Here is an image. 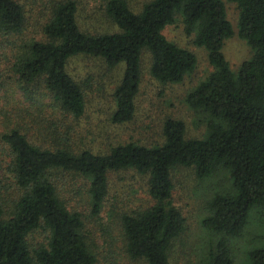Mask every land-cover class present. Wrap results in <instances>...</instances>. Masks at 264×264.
Instances as JSON below:
<instances>
[{"label":"trees","instance_id":"trees-1","mask_svg":"<svg viewBox=\"0 0 264 264\" xmlns=\"http://www.w3.org/2000/svg\"><path fill=\"white\" fill-rule=\"evenodd\" d=\"M93 1L98 3L86 2L88 8L76 0L45 1L44 18L35 26L26 16V0H0V41L10 45L15 86L34 111L51 110L47 124L17 112L0 134L9 156L10 176L3 178L18 189L5 200L0 184V264H103L84 227L85 215L68 205L59 184L68 175L82 176L96 215L108 175L117 171L144 179L151 202L119 215L118 237L103 240L104 263L122 264L117 259L122 255L169 264L185 225L171 201L175 167L190 168L196 179L227 172L230 185L204 202L200 225L215 238L196 264H233L230 240L242 233L252 209L264 214V0H227L237 8L236 34L252 50L235 71L221 53L223 41L233 34L222 0H144L134 6L130 0ZM176 20L212 67L185 96L190 108L207 115L204 134L185 137L183 123L166 118L160 141L151 145L126 141L94 152L79 144L78 132L70 134L72 123L65 120L82 116L85 97L67 70L69 60L86 55L101 64L102 72L115 73L109 121L125 124L135 110L143 51L149 75L162 84L178 82L195 65L191 51L162 33ZM27 27L37 29V36L26 38ZM53 114L58 118L52 120ZM257 239L244 252V264H264V231Z\"/></svg>","mask_w":264,"mask_h":264},{"label":"rangeland","instance_id":"rangeland-1","mask_svg":"<svg viewBox=\"0 0 264 264\" xmlns=\"http://www.w3.org/2000/svg\"><path fill=\"white\" fill-rule=\"evenodd\" d=\"M45 1L48 0H26L25 2L26 16L35 26L42 22L40 19L44 18L42 4ZM76 1L80 6H82L81 3L86 4V2L91 5L98 3L93 0ZM143 1L130 0V4L134 6ZM222 1L225 16L232 27L233 34L223 41L221 53L229 68L235 71L241 61L251 56L252 50L236 34L237 8L235 4L227 0ZM87 4L86 8H88ZM96 17L100 16L96 15ZM81 21L88 23L84 19ZM36 30L32 31L31 27H27L23 35L27 34L26 38L37 36ZM162 33L167 40L175 45L191 51L195 57V65L178 82L162 84L149 75V56L147 51H143L134 114L130 121L122 125H114L109 121L113 109L111 94L112 79H115V73L108 72L104 68L102 72L101 64L95 58L86 55L72 57L69 60L67 70L83 90L85 109L79 118H66L65 122L68 125L70 122L72 123L69 133L73 135L76 130L81 139V142L78 143L83 147L91 148L94 152H106L110 146L126 141L146 145L154 144L161 139V124L166 118L180 120L184 125L185 137L200 138L204 134L207 115L190 108L185 102V96L194 85L210 73L212 67L207 62L204 49L192 44V35L184 34L179 21L176 20V22L166 25ZM10 56V45L0 41V134L5 130L3 128L5 122H13L17 117V112L27 117L41 119L44 124L48 123V116L51 112L48 107L34 111L30 101L23 96L22 90L15 86L14 77L9 70ZM48 101L44 96L42 102L47 103ZM23 109L30 113H24ZM53 116L52 120L58 118L57 114H53ZM8 162L9 156L6 148L0 143V184L4 183L6 188L4 191L6 195L3 194L5 200L10 199L18 191L12 184L13 182L3 178L10 176L6 167ZM66 177L59 184L61 193L68 201L69 206L85 215L84 227L89 233H92V241L97 243L94 250L99 252L98 261L107 264L103 261V240L109 242L118 237L116 224L119 215L126 210L144 208L151 202L146 191L145 181L131 171L111 172L107 178L108 191L103 205L98 214L93 215L88 196L86 198L83 190L86 180L78 175ZM171 178L173 182L171 201L184 216L185 225L180 238L173 243L169 264H196L200 258L201 250L208 248L215 238L213 233L200 225V219L205 214L204 202L213 193L225 190L230 185V180L224 170L214 171L211 176L204 179H196L193 177L191 169L185 167H175ZM1 190L0 192L3 191ZM263 231L264 214H261L259 208H254L250 211L242 233L229 242L233 264L245 263L244 252L259 242L257 234ZM117 259L118 262L121 260L122 264H144L143 261L125 258L122 255H119Z\"/></svg>","mask_w":264,"mask_h":264}]
</instances>
